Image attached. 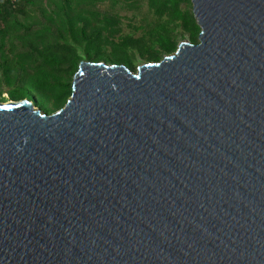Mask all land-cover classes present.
<instances>
[{
    "label": "water",
    "instance_id": "obj_1",
    "mask_svg": "<svg viewBox=\"0 0 264 264\" xmlns=\"http://www.w3.org/2000/svg\"><path fill=\"white\" fill-rule=\"evenodd\" d=\"M191 4L197 43L0 103V264H264V0Z\"/></svg>",
    "mask_w": 264,
    "mask_h": 264
},
{
    "label": "trees",
    "instance_id": "obj_2",
    "mask_svg": "<svg viewBox=\"0 0 264 264\" xmlns=\"http://www.w3.org/2000/svg\"><path fill=\"white\" fill-rule=\"evenodd\" d=\"M105 1L0 0V95L5 87L11 100L30 98L49 114L70 98L84 59L135 71L136 57L159 61L186 34L198 42L191 0H147L155 18L138 27V37L122 33L117 15L97 9Z\"/></svg>",
    "mask_w": 264,
    "mask_h": 264
},
{
    "label": "rangeland",
    "instance_id": "obj_3",
    "mask_svg": "<svg viewBox=\"0 0 264 264\" xmlns=\"http://www.w3.org/2000/svg\"><path fill=\"white\" fill-rule=\"evenodd\" d=\"M181 7H185V4H182ZM97 9L104 11V13H112L117 15L119 19V27L121 28L122 33H130L133 34L134 37L141 35V31L138 30L139 26L152 22V20L155 18V15L148 7L147 0H117L115 4H111L109 0H106L103 3L97 4ZM184 41H190L188 34L179 39L177 46L179 47L180 43ZM6 52L9 53L8 50H6ZM113 58L116 59L117 57L113 56ZM148 62L151 61H144L139 57H136L134 60L135 68ZM106 63L110 62L107 61ZM2 91L3 94L0 95V103H8L12 101L7 94L5 87L2 88ZM51 111L55 112V109L51 107Z\"/></svg>",
    "mask_w": 264,
    "mask_h": 264
},
{
    "label": "built area",
    "instance_id": "obj_4",
    "mask_svg": "<svg viewBox=\"0 0 264 264\" xmlns=\"http://www.w3.org/2000/svg\"><path fill=\"white\" fill-rule=\"evenodd\" d=\"M12 3H14L16 0H10Z\"/></svg>",
    "mask_w": 264,
    "mask_h": 264
}]
</instances>
